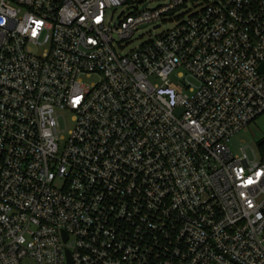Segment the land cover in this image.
<instances>
[{
    "label": "built area",
    "instance_id": "1",
    "mask_svg": "<svg viewBox=\"0 0 264 264\" xmlns=\"http://www.w3.org/2000/svg\"><path fill=\"white\" fill-rule=\"evenodd\" d=\"M262 63L264 0H0V264H264Z\"/></svg>",
    "mask_w": 264,
    "mask_h": 264
},
{
    "label": "rangeland",
    "instance_id": "2",
    "mask_svg": "<svg viewBox=\"0 0 264 264\" xmlns=\"http://www.w3.org/2000/svg\"><path fill=\"white\" fill-rule=\"evenodd\" d=\"M155 3L156 2H154L153 5ZM190 9L191 6L190 4H188L186 9H181L179 12H177L174 15V17H180L181 15L185 17L188 14L187 11ZM174 23H175L174 20H172L171 22H168L166 24L151 26L149 28L135 32L132 41L124 49V52H128L129 50H132L135 47L145 43L148 39H152L155 36L159 35L161 32L170 29L171 27H173ZM175 79L176 77H174L173 75L170 77V81L174 84H177ZM94 81L95 78H91L86 82L87 84H89ZM71 115L72 114L67 111H61L57 113V116L59 118L60 130L63 131L64 128L65 130L71 128V123H70ZM263 140H264V116H258L257 118H255V120L249 123L245 129L234 134L230 138L228 142V147L230 148L231 152L234 155H237L240 147L247 146L248 157L252 158V154L249 148H251L255 153L259 154L260 147L258 146V144Z\"/></svg>",
    "mask_w": 264,
    "mask_h": 264
},
{
    "label": "water",
    "instance_id": "3",
    "mask_svg": "<svg viewBox=\"0 0 264 264\" xmlns=\"http://www.w3.org/2000/svg\"><path fill=\"white\" fill-rule=\"evenodd\" d=\"M258 71L260 73H264V63H262L259 67H258ZM180 111V109L178 110V112ZM68 255V254H67ZM68 264H70V261L68 260Z\"/></svg>",
    "mask_w": 264,
    "mask_h": 264
},
{
    "label": "trees",
    "instance_id": "4",
    "mask_svg": "<svg viewBox=\"0 0 264 264\" xmlns=\"http://www.w3.org/2000/svg\"><path fill=\"white\" fill-rule=\"evenodd\" d=\"M258 146L261 148L262 151H264V140L261 141Z\"/></svg>",
    "mask_w": 264,
    "mask_h": 264
}]
</instances>
